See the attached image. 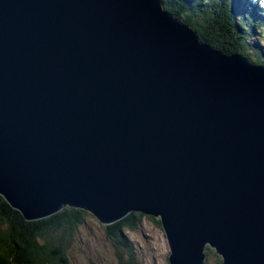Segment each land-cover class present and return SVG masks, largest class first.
Listing matches in <instances>:
<instances>
[{"label": "water", "instance_id": "water-1", "mask_svg": "<svg viewBox=\"0 0 264 264\" xmlns=\"http://www.w3.org/2000/svg\"><path fill=\"white\" fill-rule=\"evenodd\" d=\"M0 195L159 218L170 264H264V65L161 0H0Z\"/></svg>", "mask_w": 264, "mask_h": 264}, {"label": "trees", "instance_id": "trees-1", "mask_svg": "<svg viewBox=\"0 0 264 264\" xmlns=\"http://www.w3.org/2000/svg\"><path fill=\"white\" fill-rule=\"evenodd\" d=\"M161 1L170 14L194 28L202 42L264 65V0ZM89 215L66 206L50 217L27 220L0 195V264H72L68 252L72 235ZM145 217L131 212L108 225L116 245L132 253L134 245L124 231L139 230Z\"/></svg>", "mask_w": 264, "mask_h": 264}, {"label": "rangeland", "instance_id": "rangeland-1", "mask_svg": "<svg viewBox=\"0 0 264 264\" xmlns=\"http://www.w3.org/2000/svg\"><path fill=\"white\" fill-rule=\"evenodd\" d=\"M157 219L159 220L146 216L139 230L124 231L134 245L131 253L116 245L113 236L109 235L108 227L100 223L92 214L89 215L85 224L80 226L75 235H72L68 248L71 263L170 264L168 257L171 250L164 229L158 224ZM221 261V255L217 254L214 248L208 250L206 264H221Z\"/></svg>", "mask_w": 264, "mask_h": 264}]
</instances>
